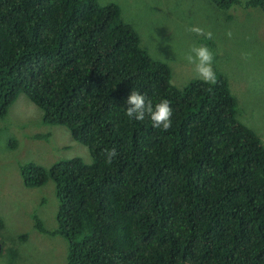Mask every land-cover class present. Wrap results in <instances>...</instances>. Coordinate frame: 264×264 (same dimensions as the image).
I'll return each instance as SVG.
<instances>
[{
    "label": "trees",
    "instance_id": "obj_1",
    "mask_svg": "<svg viewBox=\"0 0 264 264\" xmlns=\"http://www.w3.org/2000/svg\"><path fill=\"white\" fill-rule=\"evenodd\" d=\"M214 70L215 85H173L114 2L0 0V118L23 93L91 157L18 168L27 188L53 184L55 227L36 226L65 240L62 264H264V143ZM132 90L169 101L167 131L126 116Z\"/></svg>",
    "mask_w": 264,
    "mask_h": 264
},
{
    "label": "rangeland",
    "instance_id": "obj_2",
    "mask_svg": "<svg viewBox=\"0 0 264 264\" xmlns=\"http://www.w3.org/2000/svg\"><path fill=\"white\" fill-rule=\"evenodd\" d=\"M98 2L119 6L120 16L136 30L149 55L167 62L170 82L177 87L197 78L194 65L185 59L190 47L209 41L213 68L227 78L237 118L264 143V9L231 6L221 10L209 0ZM192 26H199L205 34L211 32L212 38L190 32ZM38 133L46 138L35 137ZM68 143L67 148H59ZM71 157L91 162L83 144L73 141L63 126L43 124L41 111L18 93L0 118V264L64 262L65 240L44 234L36 226L41 221L46 229L55 227L53 184L47 180L39 187L27 188L18 168L25 162L47 167Z\"/></svg>",
    "mask_w": 264,
    "mask_h": 264
},
{
    "label": "clouds",
    "instance_id": "obj_3",
    "mask_svg": "<svg viewBox=\"0 0 264 264\" xmlns=\"http://www.w3.org/2000/svg\"><path fill=\"white\" fill-rule=\"evenodd\" d=\"M197 35H206L208 39L212 38L211 32L204 33L199 26H192L188 29ZM231 36V33H228ZM188 63L194 65V71L198 79L208 85L217 83L216 73L213 68L214 54L207 45H192L185 56ZM211 91V88H209ZM126 116L129 119L143 121L147 116L154 128H160L167 131L172 126L173 109L166 99L153 103L144 94L138 91H131L125 101ZM118 155L115 148L105 150L106 162L111 164L114 157Z\"/></svg>",
    "mask_w": 264,
    "mask_h": 264
}]
</instances>
